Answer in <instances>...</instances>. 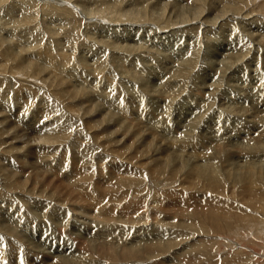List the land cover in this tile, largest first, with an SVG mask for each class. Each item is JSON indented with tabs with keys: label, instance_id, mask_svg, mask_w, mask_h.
<instances>
[{
	"label": "rangeland",
	"instance_id": "obj_1",
	"mask_svg": "<svg viewBox=\"0 0 264 264\" xmlns=\"http://www.w3.org/2000/svg\"><path fill=\"white\" fill-rule=\"evenodd\" d=\"M112 1H114V0H0V30H1L0 31V38H3L2 41H5L2 44L4 46H1L2 48L0 49V56L3 53L2 51L4 50V48L6 46H9V44H10L9 41H11L12 45L16 49H18L20 52H22L21 53V55H22L21 59H23V58L28 59L36 67V66H39L42 64L40 60H36V58L38 57V53H40L39 58L42 61H44V63H45L44 67L47 66V68L49 69L51 65H54L55 67L59 68L58 75L65 77V76H71V74H73L74 72H77V71L80 74H82L83 76H84L85 71H86V74L90 73V71L92 70V64L90 62L91 58H92L91 55L94 54V55H96V57H99L104 68H103V70L98 71V72H100V74H98V75H97V73H95L94 76L88 74L85 77H87L88 80L93 79L94 84L98 83L97 87L105 90L107 96H110L111 99H118L119 100V98H120L121 101H119V102H127V100L129 101L130 98L134 99V103H132L133 109L131 111L134 112V108H135L139 112L135 111L136 116H135V113L132 114V116H131L133 118L132 123L135 125V127H139L138 129L140 131H144L142 134V135H144L143 138L146 136H150L148 134L149 131L151 134L155 133L154 135L155 136L158 135V137H159V135H162L159 132L160 129L156 130V131H158V132H156L155 129L152 128L151 124L146 123V120L148 119L149 114H150V117L158 119L160 117L159 114H161V112L167 110L166 111L167 113L165 112L163 114V117H165L166 120H168L165 122V125L166 126L168 125L169 128H172V124L174 122V117H178L179 114H182V116L184 115L183 117H185V119L181 118L183 120L180 121L182 124L184 123V125H187V124L189 125L191 123L190 121H192V118H194L193 116H195V114L196 115L198 114L197 120L195 118L196 123H195V121L192 122V123H194V127L192 128L194 130L191 131L190 133H188V136H191V137H188L187 134L183 133L184 129L182 132H181V130L179 131L180 134L178 137L179 138L183 137L182 138L183 140L186 138L185 140H189V141L192 140L193 138H195V140H198L199 146H201V141L204 140V141H206V142H204V144L206 143L205 147H207L208 151H212V149H215L217 147L216 145H218L219 143H222V142H223L224 146L227 145L228 142H230V143L233 142L234 144H236V143H244L245 144L244 140L246 137H244V136L247 134H250L251 130L249 128L246 129L245 127H243V125H244L243 120L247 119L246 122L248 121V123L249 122L251 123L252 122L251 118H253V117L251 115H247L248 118H247V116H245V117H241V120H240L239 118H237V116H239V115L236 112L238 110L236 108L241 106V105L243 106V104H244V106L245 105H249V106L252 105V102L249 103L247 101L248 96H250V94H248V89H253L254 92L259 89V92L264 93V90H263V87H264V38L263 37L264 36H262V35H264V11H263L264 8H261L263 6L262 4L264 3V0H243V1L242 0H226L227 1L226 3H228L227 7L234 6L236 8V11H232L230 8H227V11H228L227 14H224L223 18H221L220 20L218 19L217 22L215 23V25L214 24L213 25L212 24L206 25L205 23H203L204 25H202L201 22L205 21L206 19H212L214 17V15L219 14L220 9L223 8V6H224V5L222 6V3L219 0H203V5L201 6V15L199 18L200 21L196 20V21H192L191 23L172 26V27L169 26V22H173V19H171V17L174 18V15H176V13L181 12V11L183 13L184 12L187 13L189 10L192 11V9H193L192 4L194 3L193 0H147V1H145V0H119L118 1V0H116L115 3ZM134 1L136 2V5H134V6H137V2H138L140 5H142L145 8V10L147 12L151 11V9H152L153 13L155 14L153 17H157V20H158V18L160 20L162 19L161 21H163V22L160 23V22H153L152 21V22H148V23L147 22L140 23L138 21H133L130 19H120L118 21H115L114 17H112L111 15H108L106 17V16H101L99 14H95V10H97L98 8L104 7V6L111 7V9H112L111 11H114L115 13H119L122 11L126 12L125 10L131 8L130 6H131L132 2H134ZM150 2H151V4H149ZM161 2L166 3L165 8H167V9L164 8L163 15H161L160 14L161 12L158 11L161 9V8H159L160 6L161 7H162V5L164 6V4H162ZM234 2L236 4H234ZM157 4H159V5L157 6ZM113 5H114V8H113ZM240 6H242V7H240ZM254 8H256L258 10H255ZM154 11H156V13ZM248 12H250V14L252 16L248 15L247 20L246 19L243 20L242 17H244ZM87 13H91L93 15L88 16V15H86ZM253 13H255V14H253ZM158 14L160 16H158ZM235 14L236 15L238 14L239 16L238 15L235 16ZM19 16H20V18H19ZM24 18L26 20L25 22H23V20H22ZM132 22L137 23V25L134 26V24H129V26H128V23H132ZM247 22H249V23H247ZM250 22L252 25H248V24H250ZM163 23H166V24L160 25ZM125 24H127V25H125ZM16 26H17L18 30L16 29ZM1 27H2V29H1ZM219 27H222V28L220 29ZM3 28H5V29H3ZM257 29L258 30L261 29V30L258 31ZM136 30H139V31L134 36L133 34H135ZM12 31L18 33V36L17 37L15 36L14 39L11 38V36H9V33ZM259 32H260V34H259ZM114 41H116L120 47L112 48L109 45L110 43H116ZM121 44L125 45L127 47L131 46V47H133V49H127L126 47L124 49ZM238 48H240V50H242L241 53H239ZM233 49H235V50H233ZM42 50H45L47 52L45 55V60H43V57H42ZM184 51L185 52L191 51L190 56H189L191 64H188V66L186 67V70H187V68H190V69L187 72V74H185V75L183 74L184 76H182V78L181 77H175L174 79H170L168 69L164 71L162 68L169 66L168 68L170 70L177 69L180 65V63L178 64V60L180 59V61H181L182 60L181 57L183 55H186V53ZM100 53L102 54L103 57L98 55ZM229 54L233 58H237V60H239L241 56L244 58L241 57L243 60L240 59L241 61L239 60L237 63L224 64L225 61L223 60L224 62H222V59H224V57H230ZM187 55H189V53H187ZM31 56H32V58H31ZM179 56H181V57H179ZM234 56H236V57H234ZM121 57H122V59H121ZM103 58H105V59L103 60ZM89 59H90V61H89ZM4 61H9V59L6 58ZM19 61L24 62L20 59H19ZM170 63H171V66L173 69L171 68ZM90 64H91V67L88 66ZM174 64H177V65L175 66ZM11 65L12 64L8 63L7 69L0 70V72H1L0 73V84L4 83L3 85H0V86H2L0 88L1 91H5L8 94L10 93L12 96L15 95L20 88H24V89L27 88L24 91L25 92L28 91L29 96L30 95L33 96L34 91H36V90H37V92L39 91L42 96L44 95L43 96L44 99H48L50 105L53 108H56L58 111H60V113L58 111L57 112L59 114H61L60 116L63 119L69 120L68 123H70V124H68V123H65V124H66V126H71L72 128L71 127L70 128L75 130L76 135H80V133L82 135V132H81L82 125H85V123L88 122L89 120L91 123H92V121L95 120V117L92 116L93 115L92 113L89 114L86 112V115L84 116V114H83L84 111L79 112L77 115V113L73 114L67 110H64L65 105L67 103H68L67 104V108H68V107H71L73 105H79V102L69 99L67 94L57 92L53 88H51V89L48 88V90H47V88L43 87V85H41L40 82L38 83V81H36V80H35L36 82L34 81V83H32L33 80H27L22 75H19L17 77V75H15L13 73V71H15V70H13L11 68ZM129 65H132V67L135 68V71L131 70ZM128 67H129V70H128ZM152 69H153V71L151 72V74H149V73L147 74V72H148L147 70L151 71ZM127 70L129 71V73ZM126 72H127V74H126ZM139 73L143 74V75H138ZM161 79L163 81H166V80L170 81L171 80L169 83L171 84L172 82H174L172 84V86L176 85V86H174L175 92L178 90L177 91V98L170 105L163 106L162 103H161L162 105L159 103V102H161L160 100H162L160 96H161V92L163 90V88H161V86H160V83L162 81ZM164 79H166V80H164ZM13 83H15V84H13ZM12 84L14 86H12ZM28 84H30L29 86H32V87L34 86L35 88L34 87L33 88L35 90L30 89V87L27 86ZM17 87H18V90H17ZM87 87H90V85L87 84ZM199 87H201V88L199 89ZM43 88H45V89H43ZM197 88H198V90H197ZM212 88H213V90H212ZM210 89L212 91H210ZM31 90H32V92H31ZM44 90H47L48 92H46V94H44L45 93ZM90 90H91V88H90ZM90 90L87 88V89H84L83 92L87 95V94L91 93ZM155 90H156V92H155ZM24 91L22 90L21 92L23 93ZM157 91L159 92L158 95H157ZM194 91H196V92H194ZM198 91H199V96H197ZM29 92L32 94H30ZM39 92H38V94H39ZM226 92L228 95L225 94ZM213 93H214V95H213ZM210 94L213 98L210 96ZM152 95H154V96H152ZM87 96L88 97L90 96V98L93 97V95H91V94L87 95ZM202 97H203V99H205V101H203ZM90 98L86 97L87 100ZM156 98H158V100ZM193 98L194 99L196 98V99L193 100ZM200 99H202V100H200ZM206 99L209 102H207ZM245 99H247V100H245ZM189 101L191 102V104H189ZM200 101H202V102H200ZM119 102H118V104H119ZM233 102L237 106H235ZM8 103H9L8 105H10L9 107H13V105H11L12 104L11 102L8 101ZM39 104H40V101H38L37 99H33L30 103L31 109L28 110L29 112L26 111L27 113L24 112L25 115L28 116L31 113V111L35 110L38 107ZM98 104L101 105L102 103L98 102ZM192 104L195 106H199L202 104L203 108H200V110L199 109L197 110ZM167 107H168V109H167ZM164 108H166V109H164ZM12 109H14V108H12ZM100 109L102 110L101 107H100ZM84 110L86 111L85 108H84ZM149 110H151V111H149ZM201 110L203 112L202 115L200 114ZM131 111H130V115L132 113ZM249 111H251V110H249ZM69 114H71V116ZM249 114H252V112H250ZM1 115H3V116L2 117L0 116V118H1L0 119V122H1L0 123V163H1L0 164V213H2V211H3L5 214L6 213L9 215L11 214V216L15 215L16 217H18L17 219L21 220L22 223L24 222L23 223L24 226H28V227L32 228L31 230H34V229L36 230L35 218H37L40 220V221H38V223H40L42 230L51 231L50 229H53L52 230L53 232L56 231L57 233H61L60 230H63V228L60 229V228H56L55 226H53L54 228H51V226L48 225V220H49L48 214L50 213V209L52 207L53 208H61L65 212L69 213V212H71L70 210H73V205L67 204V205H65V207H66L65 208L62 205V201H60V200H57L53 204L51 203L52 204L51 205L50 202L48 203L49 200L47 201V199H45L44 196L38 198L37 196H39L38 195L39 193H36V191L34 193L29 192L28 190H27V192L26 191H20V189H17L16 186H13V182H14L13 180L12 181L8 180V178H7L8 176L6 175L7 174L6 169L11 168V167L12 168H18V167H13V166H18L17 164H19V163L21 164L20 158H21V156L23 157V154L21 153V151H19L20 153L11 152L10 154H7V151H9L8 149L11 147L12 144H10V147H8L9 144H7V145H6V143L3 144L5 142V140L7 138L11 139L13 136H16V139L12 140L13 147H15L17 144H18V146H22L23 144L21 142H25L27 145H25V143H24L23 149H26L29 152L31 150V152L33 151V154H35V148H34V146H31L32 144L34 145V142H32V143L27 142L26 137H30V139H32L31 138L32 135H30V133L25 129L26 127H23L24 125L22 124V123H25L28 119L23 118V120H21L23 122H19L17 119L12 117L11 114L2 113V110H1ZM244 115H246V114L244 113ZM260 115L262 118L259 117V119L263 120V121H261L260 124H258L259 120L255 119L256 121L254 120V122L250 126V127H252V129L259 128V126L261 124H262L261 126H264V119H263L264 114L263 115L260 114ZM68 117H69V119H68ZM12 119H14V120L12 121ZM109 119H111V118H109ZM4 120H5V122H4ZM7 120H9V121H7ZM185 121H186V123H185ZM235 121L236 122L241 121V124H238V126L243 127V128H239V129H237V131L235 130L234 132L233 131L230 132L229 128L233 127V124H236ZM14 122H17V123H14ZM96 122H97V120H96ZM248 123H247V125H248ZM5 124H9L10 127L8 125L7 126L8 129L7 128L5 129V127H4ZM11 125H14V126L12 127ZM93 125H92V127H93ZM249 125H248V127H249ZM204 128H205V130H204ZM201 129L204 132H202ZM260 129H261V131H260ZM24 130L27 132H25ZM200 131H201V133H200ZM90 132L91 133H89V131H88V134H93L96 131H92V129H90ZM197 132H199V133L197 134ZM205 132H206V134L208 133V135H206ZM261 132H262V128H259V131L255 132V134L253 135V136H255L256 140L252 138V140H250L248 142V144L246 143V145H249V147H250L249 150H252L253 152L254 151L257 152V150H256L257 144L255 142L262 141L264 143V135L263 134L261 135V138H259V136L256 138V133L261 134ZM156 133H157V135H156ZM158 133H160V134H158ZM232 133H234V135ZM262 133H264V132H262ZM199 134H202L204 136V137H202L203 140L200 138ZM6 135H7V137H6ZM84 136L86 138L88 137V135H84ZM237 136L240 138L238 139ZM116 138H118V137H116ZM208 138H209V140H208ZM200 139H201V141H200ZM260 139H262V140H260ZM70 140L67 142H70ZM72 140H73V138H72ZM138 140H140V138L136 139V141H138ZM246 140H248V139H246ZM124 141H126V140H124ZM216 141H217V143H216ZM239 141H241V142H239ZM104 142L107 143L106 146H110L112 144V141L108 142V141L104 140ZM158 142L160 144V141H158ZM209 142H210V144H209ZM98 144L99 143H96L97 146H99ZM199 146H197V147H199ZM263 146H264V144H262L261 147H263ZM6 147H8V148H6ZM57 147H59V146H57ZM57 147H55L54 149H55L56 156L59 157L60 154L63 152V149L60 150V149H57ZM68 148H69L68 150L71 149L70 146ZM119 148L120 147H117V149H119ZM228 151L229 150H227V152ZM253 152H252V156H251V152H250V154H245L246 152L243 153V150H242L241 154H240V152L238 153V151L231 149L228 152L230 154L229 157L231 158V159H229L230 160L229 163L232 164L234 162L233 165H235V163H237L238 165L242 164L244 162L250 163L248 160L251 161L252 158L258 159V157L260 159L264 160V151H260L259 153H256V154H253ZM106 155H110V154L106 153ZM248 155H249V157H248ZM19 156H20V158H19ZM108 157L110 158L111 156H108ZM245 157H247L248 160L244 159ZM149 158H150V156L147 158V162H149L148 164H150V163L152 164L151 161L156 159V156L153 157V159L152 158L149 159ZM249 158H251V159H249ZM18 160H19V163H18ZM40 160L38 159V165H40L41 168H44V166L42 167V163H40ZM115 160L116 161H114V162L109 161V163L101 165L97 162V159L94 158V161L96 164L95 168L99 169V167L102 168V166L107 167V170L108 169L110 170V169L121 168L122 165L118 162L119 160H117V159H115ZM25 161H26V163H28L30 160L26 159ZM140 163H142V162H140ZM140 163L136 162V165L139 166ZM263 163L264 162H261V164L264 166ZM225 165H227V163H225ZM151 167L152 166H150V169H151ZM232 167L233 166H231V168ZM3 168L4 169L6 168V169L4 170ZM229 168H230V166L227 167V169H229ZM152 169H154V168H152ZM43 170L46 171L45 168ZM141 171L144 172L143 173L144 178H140V176H138V178H136V179L134 178L130 181L131 186L128 187V190L130 189L131 191L128 194V197H127L128 200L126 199L125 203H127V201H128V203H130V205H135L134 207L138 206L140 208L139 211H143V209L145 207L147 210V208L149 207L150 213L152 212L151 209L153 208V211L154 212L156 211L159 214V216L161 217L160 222H162V223H159V225H162L164 227L166 226V228L163 229V231H165L167 233L166 235H168V232L169 233L171 232L169 235L172 236L175 234L174 236H177V239L172 241V244H170V247L166 248V250L163 252L161 251L159 253H153V249L149 250V252H147V253L150 256L157 254V256L152 257V259H148V256H145L146 254L144 251H147V249H145V250L140 249V251H139V250H135L136 248L135 249L133 248V251H132V249H127V251H122L123 246H121V244L124 243L125 240L120 241L119 242L120 245H118V243H116L117 244L116 248H118L116 250V253H115V254H118V255H116L117 256L116 260L112 263H109V264H167L166 262L169 261V258H171L173 256V254L176 252H178V257L176 258L177 262H173L172 264H264V251H263L264 250V233H263L264 232V217H263L264 214L262 213V212H264V209H263L264 208V197H262L261 201L258 202V205H260V203L263 204L262 206L260 205L262 208L259 206L258 211L255 207L256 205L255 206L253 205V207L251 206V209H250L245 204L247 201H250L251 200L250 198H252V197H254V201L256 203V199H258V197L259 198L261 197V194H259L257 191H259L260 189H261L260 192L264 191V186L258 185L259 190H257L258 188L255 189L256 186H253L254 188L253 187L251 188V186L246 187V186H243V184L241 186H239L237 184L238 188L236 187V189H232V186L230 188V185H227V183L221 181L222 182L221 186H223L222 191L226 190V192L223 193L221 190H219L221 193H217V192H215L209 188H207V190L205 191L206 188L203 187V189H202V187L200 186L202 184H200V183H198L199 184L198 187L196 185L195 186L190 185L188 182L189 181L188 179L185 180L183 178L177 177L176 178L177 180H176L175 177L172 178L169 175L168 176H161V178H160L159 174L156 173L157 171L154 174L150 173V170H149V172H145L144 168H141ZM26 174H28V171L26 172ZM146 175H147L148 179L146 178ZM165 178H167V179H165ZM178 179H180L181 181ZM171 180L173 182H171ZM185 181H186V183H185ZM93 182H94V179H93ZM135 185H137V186H135ZM181 185H182V187H181ZM232 185H234V183H232ZM172 186L175 188H173ZM177 187H179V188L177 189ZM199 187L201 188V190ZM244 187L250 188V189H247L244 191V189H245ZM140 188H142V189H140ZM228 188H229V190H234L233 191L234 193L230 192V191L228 193L227 192ZM241 188H244V189L242 190ZM190 189H192L193 192L194 191H196V192H194L192 194V190H190ZM132 190H133V192H135V195L133 194ZM135 190L137 191V194H139V195L136 196ZM140 190H141V193L139 192ZM179 190H181V191H179ZM173 192L176 195L181 194V193H182L181 195H183L184 192H185L184 195H186V194L189 195V196H187V199L189 200L187 202V204L191 205V206L195 205V203H194L195 200L198 201L197 200L198 196H200L201 194H204V196H206V198H205L206 203H207V197L212 199V201L210 199V201L212 202V206L214 205L215 202H217V203L220 202L219 203L220 205H217V208L219 207L220 212L221 211L226 212L227 215L233 213L232 208H231L233 206V209L235 208L237 212L238 211L241 212L240 213L241 216L246 218V219H243V221H245V222L244 223H241V222L238 223V222L234 221V223L231 226H229L228 228H226V227L224 228L225 231L222 232L223 234L222 233L217 234V233H212V232L210 233L209 232L210 235H205V237H203V238L200 237L201 235L199 236V234L193 235V232H191L189 230H188V233H191V234H190V236H188L186 238L183 237L184 234L183 235L182 234L177 235L178 233H185L187 229L184 228L185 230H183V226H181V227L178 226V227L174 228L171 225H169L170 223L173 222V219L172 220L170 219L171 217H173V215L176 218L178 217V211H179L178 205H180L179 203H177L180 195L178 197H175V194ZM211 192L212 193L215 192L217 195L215 193L212 194ZM261 193L264 194V192H261ZM155 194H156V196H155ZM133 195H134V197H133ZM214 195H216V196H214ZM219 195H221V197L223 199L221 197H219ZM131 196H132V198H131ZM195 196H196V198H195ZM262 196H264V195H262ZM114 197L116 199L117 198L118 199L113 201L112 203H107L105 201H103V204L100 203L101 206L99 205L100 207L98 209H99V211H100V209L102 211H100L98 214L99 216L97 218L98 219L97 222H101V220L103 219V216H102V219L100 218L101 215H106V216L110 217L109 219H108V217L104 218L105 221L107 220L106 222L108 224V221H110L112 219L111 217L117 216V215H114L116 213L117 209L118 208L122 209V206L120 207V205L123 204L122 199L119 197V195L118 196L115 195ZM215 197L217 199H219V198L220 199L217 200V199H215ZM152 198H153V200H152ZM177 198H178V200H177ZM174 199L176 200V202ZM180 199H181V197H180ZM120 200H121V202H120ZM215 200H217V201H215ZM220 200H223L222 203ZM230 201L232 202V206H231ZM235 201L237 204L234 203ZM134 202H135V204H134ZM168 202H169V204H168ZM224 202H225V204H224ZM45 203H47L46 207H44ZM56 203L58 206H54ZM173 203H174V205H172ZM176 203L178 204L177 206H176ZM247 203H249V202H247ZM106 204H110L111 206H112V204H115L117 209L115 208L114 213H112L113 210H111V206L108 205L107 206L108 209H110V211H112V212L111 213L107 212V211H105L106 206H104ZM221 204H223V206ZM228 205L231 208V210L229 207H227ZM156 206L160 211L157 208H155ZM207 206H208V204H207ZM224 206L226 207L225 208L226 210L224 209ZM174 207H176L177 210ZM1 208L6 209L7 211L4 209H1ZM43 208H45V209H43ZM190 208L193 209V207H190ZM243 208H245V209H243ZM170 209L172 211H170ZM173 209H175L176 211H174ZM167 210L169 213L167 212ZM218 210L216 211V213L220 214V212H218ZM255 210L257 211V214L255 213L256 212ZM104 211L106 214L103 213ZM118 211H120V209H118ZM161 211L162 212L164 211V212L162 213ZM236 211H235V213H236ZM227 212H229V213H227ZM245 212H246V215L247 214H249L250 216L252 215L253 218L248 219V217L245 215ZM247 212H249V213H247ZM252 212L254 214H252ZM166 214H167V216H166ZM71 215L72 214H70L69 216H71ZM43 216H45V217H43ZM254 216H256L255 219H254ZM71 217L68 218V222H69L68 224H70V222L73 221V217L72 218ZM163 220H165V222H168L169 224L164 223ZM247 220H251V222H249ZM252 221L253 222L254 221L259 222V224H261V225L259 226L258 223L254 224L255 222L253 223ZM260 221H262L263 223ZM192 222L194 223V221H192ZM174 223H175V221H174ZM114 226H117V225L115 224ZM118 226L117 227L120 230H123L124 232L127 231L126 234L130 233L129 236L131 238L126 239L128 241H130L132 238H135L136 236L140 237L142 235V233L144 234V231H137L138 230L137 228L140 225L138 227L136 225H130L131 228L128 227L127 229L123 228L124 225L123 226L118 225ZM170 226L172 228H170ZM9 227L17 229V227L12 226V225H9ZM101 227H104V225H101ZM243 227H244V229H243ZM179 228H181L182 230ZM128 229H130V230H128ZM139 229H141V228H139ZM170 229H172V231ZM248 229H250V230H248ZM64 231H66V230H64ZM67 231H68V229H67ZM161 231H162V229H161ZM198 236L200 238H198ZM201 238H202V240H201ZM212 239H213V241H220V242L222 241L223 242V243L221 242L223 246H221V249H218L217 252L215 251V249H213V250L211 249V245L207 246V249H208L207 250V249H205V246H204L205 244L203 245V244H200L198 242V241L212 240ZM255 240L257 241V243ZM139 242H141V241H139ZM162 242H164V240ZM141 243H143V242H141ZM75 245L76 244L74 243V246ZM132 245L134 247L135 246L136 247L143 246L142 244L138 245L137 243H133ZM141 248H143V247H141ZM239 250H241V251H239ZM128 251H131V252H128ZM120 252L121 253L124 252L125 255H127V256L132 254L131 255L132 257L129 256L130 258L127 261L126 260L121 261L120 259H118V258H121ZM254 253H257V254H254ZM198 255L200 257H198ZM248 255L250 256L251 260L249 259ZM244 256H245V258H244ZM246 260L248 263L246 262ZM99 261L103 262V259H99L98 262Z\"/></svg>",
	"mask_w": 264,
	"mask_h": 264
},
{
	"label": "bare ground",
	"instance_id": "obj_2",
	"mask_svg": "<svg viewBox=\"0 0 264 264\" xmlns=\"http://www.w3.org/2000/svg\"><path fill=\"white\" fill-rule=\"evenodd\" d=\"M145 1H147V0H145ZM219 1L222 3V6L224 5L223 8L220 9L219 14L215 13L216 15H214V17L212 19H206L205 21L201 22L202 25H204L203 23H205L206 25H208V24H212V25L214 24L215 25V23L217 22L218 19L220 20L221 18H223L224 14H227V12H228L227 8H230L232 11H236V8L234 6L227 7L228 3H226L227 2L226 0H219ZM112 2L115 3L116 0H114ZM193 2H194L192 4L193 9L190 7L192 9V11L189 10L187 13H185V12L183 13L182 11L176 13V15H174V18L171 17V19H173V22H169V26L172 27V26H177V25H183V24L191 23L192 21L199 20L200 15H201V6L203 5V0H193ZM149 4H151V2ZM162 4H164V6ZM162 4H161L162 7L161 6L159 7L161 9L158 10L159 12H161L160 13L161 15H163L164 8L166 6V3H162ZM234 4H236V3L234 2ZM134 5H136L135 1L132 2L131 6H130L131 8L126 9V10L124 9L126 12L122 11L119 13H115L114 11H111L112 10L111 7L104 6V7H101V8H98L97 10H95V14H99L101 16H106V17L108 15H111L112 17H114L115 21H118L120 19H130L133 21H138L140 23H145V22L148 23V22H152V21L153 22H160V23L163 22V21H161L162 19L160 20L158 18V20H157V17H153L155 14L153 13L152 9H151V11L147 12L145 10V8L142 5H140L138 2H137V6H134ZM158 5L159 4H157V6ZM262 5L263 6L261 8H264V3ZM240 7H242V6H240ZM113 8H114V5H113ZM165 9H167V8H165ZM254 9L258 10L256 8H254ZM154 12L156 13V11H154ZM253 14H255V13H253ZM86 15L89 16V15H93V14L87 13ZM237 15L235 14V16H237ZM248 15H251L250 12H248L244 17H242V19L247 20ZM158 16H160V15L158 14ZM19 18H20V16H19ZM22 20H23V22L26 21L25 18ZM247 23H249V22H247ZM129 24H134V26L137 25V23H133V22L128 23V26H129ZM165 24L166 23H163L160 25H165ZM125 25H127V24H125ZM248 25H252L251 22ZM219 28L221 29L222 27H219ZM1 29H2V27H1ZM3 29H5V28H3ZM16 29H17V26H16ZM260 30H258V31H260ZM138 31L139 30H136L135 34H133V35L135 36L138 33ZM259 34H260V32H259ZM9 36H11V38L14 39L15 36L16 37L18 36V33L12 31L9 33ZM262 36H264V35H262ZM2 39L3 38H0V49L2 48L1 46H4V45H2L3 42H5V41H2ZM9 42H10L9 46H6L4 48V50L2 51L3 53L0 56L1 57L0 58V70L7 69L8 63L12 64L11 68L13 70H15V71H13V73L15 75H17V77L19 75H22L27 80H33L32 83H34V81L36 80V81H38V83L40 82V84L43 85V87L47 88V90H48V88L49 89L53 88L57 92L67 94L69 99L79 102V105H73V106L68 107V108H67V104H68L67 103L65 105V109L63 108L64 110H67L73 114L77 113V115L79 112L84 111V113H83L84 116L86 115V112L89 114L92 113L93 114L92 116L95 117V120L92 121V123L89 120L88 122L85 123V125L81 124L82 125V128H81L82 135H81V133H80V135H76L75 130L71 129L72 128L71 126H66V124H65V123H68L69 120L63 119L60 116L61 114H59L60 111H58L56 108H53L50 105L48 99H44V97H43L44 95L42 96L39 91H38L39 92V94H38L37 90L34 91L35 90L34 86H33L34 87L33 88L32 86H29L30 84L27 85L30 87V89H34L33 90L34 91L33 96L32 95L29 96L28 91L27 92L24 91L27 88L26 89L20 88L18 90V87H17L18 92L13 96L10 93L8 94L5 91L0 90L1 91L0 92V116L2 117L4 115V114L1 115V110H2V113L11 114L12 117L17 119L19 122H23V121H21V120H23V118L28 119L25 123H22V124L24 125L23 127H26L25 129L30 133V135H32V137H31L32 139H30V137H26L27 142H31V143L34 142V145L32 144L31 146H34V148H35V154H33V151L31 152V150H30V152H29L28 150L23 149V145L25 142H21L23 144L22 146H18V144H17L15 147H13L12 140H15L16 136H13L11 139H9V138H7L6 140L4 139L5 142L3 144H5V143H6V145L9 144L8 147H10V144H12L11 147L8 149L9 151H7V154H10L11 152L20 153L19 151H21V153L23 154V157L21 156V158H20V156H19L21 164L19 163V160H18V163L20 165L17 164L18 166H13V167H18V168H12V167L8 168V169L5 168L7 170V172H6L7 174L6 173L5 174L8 176L7 177L8 180L9 181L13 180L14 181L13 186H16L17 189H20V191H26L27 192V190H28L29 192H32V193H34L36 191V193H39L38 194L39 196H37L38 198L44 196L45 199H47V201L49 200L48 203L50 202V204L51 203L53 204L57 200H60V201H62V205L64 207L67 204L73 205V210H70L71 212H69V213L65 212L61 208H53L52 207L53 209L52 208L50 209V213L48 214V217H49L48 225L51 226V228H54L53 226H55L56 228H60V229L63 228V230L59 229L61 233H57L56 231H55L56 232L55 233L52 231L53 229H50L52 232L48 231V230L47 231L42 230L40 223H38V221H40V220L37 218H35L36 230L35 229L31 230L32 228H30L28 226H24V224H23L24 222L22 223L21 220L17 219L18 217H16L15 215L11 216V214L10 215L7 213L5 214L2 211V213H0L1 214L0 215V264H109V263L114 262L116 260V257H117L116 255H118V254H115L116 250L118 249V248H116V246H117L116 243H118V245H120L119 242L123 241V240H125V242L121 244V246H123L122 251H127V249H132V251H133V248L134 249L136 248L135 250H139V251H140V249H143V250L147 249V251H144V252L146 254L145 256H148V259H152V257L157 256V254L150 256L147 253L151 249H153V253H159L161 251L162 252L165 251L166 248L170 247V244H172V241L177 239V236H174L175 234L170 236L169 234L171 232L170 233L168 232V235H166L167 233L165 231H163V229L166 228V226L164 227L162 225H159V223H162V222H160L161 217L159 216V214L156 211L154 212L153 208L151 209L152 212L150 213L149 207L147 208V210L145 207L143 209V211H139L140 208L138 206L134 207L135 205H130V203H128V201H127V203H125L126 202L125 200L126 199L128 200L127 197H128L129 192L131 191L130 189L128 190V187L131 186L130 181L134 178L135 179L138 178V176H140V178H144V174H143L144 172L141 171V168H144L145 172H149V170H150V173H152V174H154L157 171L156 173L159 174L160 178H161V176H168L169 175L172 178L175 177V179L177 177L183 178L185 180L188 179L189 180L188 182L190 185H194V186L196 185L198 187L199 186L198 183H200V184H202V185H200L202 187V189H203V187L206 188L205 191L207 190V188H209V189H212L213 191H215L217 193H221L219 190L222 191V189H223L222 188L223 186H221L222 182H225V183H227V185H230V188L232 186V189H236V187L238 188V185L241 186L242 184H243V186H246V187L251 186V188L253 186H256L255 189L258 188L257 190H259L258 185L264 186V166L261 164V162H264L263 159H260L258 157V159L252 158V160L250 161L247 159V157H245L244 159H247L250 163L244 162V163L239 164V165L237 163H235V165H233V163H234L233 161H232L233 162L232 164L229 163V161H230L229 159H231V158L229 157L230 154L228 153L231 149H233L235 151H238V153L240 152V154H241V151L243 150V153L246 152L245 154H250V152H251V156H252L253 151L249 150L250 147H249V145H246V143L248 144V142L250 140H252V138L255 139V136H253V135L255 134V132L259 131V128H262V132H264V126H261L262 124L259 126V128L252 129V127H250L255 119L259 120V122L257 121L258 124H260V122L263 121V120H260L259 117H261L260 114H262V115L264 114V93L259 92V89L255 92L253 89H248V94H250V96H248V100L247 99H245V100H247L249 103L252 102V105H250V106L245 105L244 106V104H243V106L241 105V106L236 108V109H238L236 112L239 115V116H237V118H239L240 120H241V117H245L247 115H251L253 117V118L250 117L251 121H252L251 123L250 122L248 123V121L246 122L247 119L243 120V122H244L243 127H245L246 129L249 128L251 130L250 134H247L244 136V137H246L244 140L245 144L244 143L234 144L233 142L230 143L227 141L228 142L227 145L224 146V144L222 142V143H219L218 145H216L217 147L215 149H212V151H208L207 147H205L206 143L204 144V142H206V141H204L202 139V137H204L202 134H199L200 138L203 140V141H201V139H200L201 146H199L198 140H195V138H193L192 140L189 141V140H185L186 138L183 140L182 139L183 137H181V138L178 137L180 134L179 133L180 130L182 132L184 129L183 133L187 134V136H188V133H190L191 131L194 130V129H192L194 127V123H192V122L195 121V118L197 120L198 114L197 115L195 114V116L192 115L194 118H192V121H190L191 123L189 125L188 124L184 125V123L182 124L180 121L185 119V117H183L184 115L182 116V114L178 113L179 116L174 117V122L172 124V128H169L168 125L167 126L165 125V122L168 120H166V118L163 117V114L167 110L161 112V114H159L160 117L158 119L150 117V114H149V117L146 120V123L151 124L152 128L155 129V131L160 129L159 132L162 135H159V137H158L157 133H156L157 136H155L154 135L155 133L151 134L149 131L148 134L150 136H146L143 138L144 135H142V134L144 131H140L138 129L139 127H135V125L132 123L133 118L131 116L133 113H135V116H136L135 111H137L135 108H134V112L131 111L133 109L132 103H134V99L130 98L129 101L127 100V102H119V101H121L120 98H119V100L118 99H111L110 96H107L105 90L97 87L98 83L94 84L93 79L88 80L87 77H85L88 74L94 76V74L97 73V75H98V74H100V72H98V71L103 70V68H104L103 64L100 61L99 57H96V55L92 54L91 55L92 56L91 61L89 59V61L92 64V70L90 71V73L86 74V71L84 70L85 71L84 76L77 71L78 73L74 72L73 74H71V76L62 77V76L58 75V73H59L58 67H55L54 65H51L49 69L47 68V66L44 67V64H45L44 61H42L39 58L40 53H38V57L36 58V60H40L42 64L39 65L40 67L39 66L35 67V65L32 64V62L29 61L28 59H26V58L21 59V57H22L21 53L22 52H20L18 49H16L12 45L11 41H9ZM114 42H116V41H114ZM109 45L112 48L120 47L117 42L116 43H110ZM122 47L124 49H125V47L127 49H133V47H131V46L127 47L125 45H122ZM233 50H235V49H233ZM238 50H239V53L242 52V50H240V48H238ZM190 52L186 51L185 52L186 55L182 54L183 55L182 57L179 56L182 58V60L181 61H180V59L178 60V64L180 63V65L177 69H173L171 66V63H170V66L173 70H170L168 68L169 66L162 68L164 71L168 69L170 79H174L175 77H181L182 78V76L187 74V72L189 71L190 68H187V70H186V67L188 66V64H191L190 59H189L190 58L189 57ZM46 53L47 52L45 50H42L43 60H45ZM187 53H189V55H187ZM98 55L102 56L101 53ZM122 57H121V59H122ZM234 57H236V56H234ZM241 57H240V59L244 58V57H242V58ZM6 58H8L9 61H4ZM31 58H32V56H31ZM19 59L24 61V62H20ZM104 59L105 58H103V60ZM223 60L225 61L224 64L237 63L239 61V60H237V58H233L231 55H230V57H224V59H222V62H224ZM91 64L88 66L91 67ZM174 65L176 66L177 64H174ZM129 67L131 68V70L135 71V68L132 67V65H129ZM129 67H128V70H129ZM147 71H146L147 74L148 73L151 74L153 69L151 71H149V70H147ZM128 73H129V71H128ZM126 74H127V72H126ZM138 75H143V74L139 73ZM164 80H166V79H164ZM162 81L160 83L161 88H163V90L161 92V96H160L162 100H160L161 102H159V103L160 104L162 103L163 106L170 105L177 98V91L178 90L175 92L174 86H176V85L172 86V84L174 82H172L170 84L169 82L171 80L170 81L166 80L163 82ZM3 84H0V85H3ZM13 84H15V83H13ZM13 84H12V86H14ZM87 84L90 85V87H87ZM1 87L2 86H0V88ZM45 88H43V89H45ZM87 88L89 90L91 88L90 94L93 95L92 98H90V96L89 97L87 96L90 94L86 95L83 92L84 89H87ZM200 88L201 87H199V89ZM20 90L21 91L23 90L24 92L22 93ZM47 90H44L45 91L44 94H46V92H48ZM197 90H198V88H197ZM212 90H213V88H212ZM212 90L210 89V91H212ZM263 90H264V87H263ZM31 92H32V90H31ZM155 92H156V90H155ZM194 92H196V91H194ZM30 94H32V93H30ZM158 94H159V92L157 91V95ZM211 94H210V96H211ZM225 94H227V92ZM213 95H214V93H213ZM152 96H154V95H152ZM197 96H199V91H198ZM86 97L90 98V99L87 100ZM158 98H156V99L158 100ZM33 99H37L38 101H40V104L38 105V107L35 110L31 111V113L28 116H26L24 112L31 109L30 103ZM195 99L193 98V100H195ZM202 99H203V97H202ZM202 99H200V100H202ZM8 101L12 103L11 105H13V107H9L10 105H8L9 104ZM203 101H205V99H203ZM98 102H101L102 104L100 105V104H98ZM118 102H119V104H118ZM200 102H202V101H200ZM207 102H209V101L207 100ZM189 104H191L190 101H189ZM234 105H235V103H234ZM193 106L197 110L198 109L200 110V108H203L202 104L199 106H195V105H193ZM235 106H237V105H235ZM100 107L102 108V110L100 109ZM12 108H14V109H12ZM84 108L86 109V111L84 110ZM164 109H166V108H164ZM167 109H168V107H167ZM249 110H251V111H249ZM130 111L132 112L131 115H130ZM149 111H151V110H149ZM137 112H139V111H137ZM250 112H252V114H249ZM202 113L203 112L201 110L200 114L202 115ZM244 113L246 115H244ZM69 115L71 116V114H69ZM109 118H111V119H109ZM181 118H183V119H181ZM247 118H248V116H247ZM68 119H69V117H68ZM13 120L14 119H12V121ZM96 120H97V122H96ZM7 121H9V120H7ZM4 122H5V120H4ZM14 123H17V122H14ZM185 123H186V121H185ZM195 123H196V121H195ZM247 123H248V125L250 124L249 127H248ZM68 124H70V123H68ZM238 124H241V121H237L236 124H233V127L229 128L230 132H232V131L234 132L235 130L237 131V129H239V128H243V127L238 126ZM8 125L9 124L4 125L5 129L7 128ZM92 125H93V127H92ZM11 126L13 127L14 125H11ZM9 127H10V125H9ZM90 129H92V131H96L97 133L95 132L93 134H88V131H89V133H91ZM204 130H205V128H204ZM27 131H25V132H27ZM201 131H202V129H201ZM201 131H200V133H201ZM260 131H261V129H260ZM156 132H158V131H156ZM202 132H204V131H202ZM262 132H261V134L259 133L260 135L258 133H256V138L258 136H259V138H261V135L262 134L264 135V133H262ZM160 133H158V134H160ZM198 133L199 132H197V134ZM205 134H206V132H205ZM232 134L234 135V133H232ZM7 135H6V137H7ZM84 135H88V137L86 138ZM206 135H208V133ZM116 137H118V138H116ZM188 137H191V136H188ZM72 138H73V140H72ZM137 138H140V140L136 141ZM239 138L240 137H238V139ZM246 139H248V140H246ZM262 139H260V140H262ZM69 140H70V142H67ZM104 140H106L108 142L112 141V144L110 146H106L107 143L104 142ZM124 140H126L127 142ZM208 140H209V138H208ZM158 141H160V144ZM239 142H241V141H239ZM96 143H99L98 144L99 146H97ZM216 143H217V141H216ZM255 143L257 144V149H256L257 152L254 151L253 154L259 153L260 151H264V148H263L264 146L261 147L262 144H264L262 141L255 142ZM209 144H210V142H209ZM25 145H27V144L25 143ZM57 146H59V147H57ZM69 146L71 147L70 150H68ZM197 146H199V147H197ZM8 147H6V148H8ZM55 147H57V149H60V150L63 149V152L60 154V156L58 155L59 157L56 156L55 149H54ZM117 147H120V148L117 149ZM227 150H229V151L227 152ZM106 153H109L110 155H106ZM108 156H111V157L109 158ZM149 156H150L149 159H151V158L153 159V157L156 156V159L151 161L152 164L151 163L148 164L149 162H147V158ZM248 157H249V155H248ZM94 158H96L97 162L101 165L107 164V163H109V161L114 162V161H116L115 159H117V160H119L118 162L122 165V167L107 170V167L102 166V168L99 167V169H100L99 170V169L95 168L96 164H95ZM26 159H28L30 161L29 162L27 161L28 163H26V161H25ZM38 159L39 160L41 159L40 163H42V167L44 166V168L46 169L47 172L45 170H43L44 168H41V166L38 165ZM249 159H251V158H249ZM139 161L142 163H140ZM136 162L140 163L139 166L136 165ZM225 163H227V165H225ZM150 166H152L151 169H150ZM228 166H230L229 169H227ZM231 166H233V167L231 168ZM152 168H154V169H152ZM27 171H28V174H26ZM147 175H146V178H147ZM93 179H94V182H93ZM165 179H167V178H165ZM178 180H180V179H178ZM171 182H173V181L171 180ZM185 183H186V181H185ZM232 183H234V185H232ZM135 186H137V185H135ZM181 187H182V185H181ZM246 187H244L245 189L244 188H241V189L242 190L244 189V191L247 189H250V188H246ZM173 188H175V187H173ZM178 188L179 187H177V189ZM140 189H142V188H140ZM133 190H132V192H133ZM190 190H192V189H190ZM200 190H201V188H200ZM260 190L257 192L259 194H261V197L260 198L258 197V199L255 198L256 203L254 201V197L250 198L251 199L250 201H247L249 203H247V202L245 203L248 208L251 209V206L253 207V205L254 206L256 205L255 207L258 211L259 206L263 205L262 203H260V205H258V202H260L262 197H264V196H262L264 194L261 193L264 191L260 192ZM179 191H181V190H179ZM229 191L233 192L234 190H229V188H228L227 192L229 193ZM139 192L141 193V190ZM194 192H196V191H194ZM194 192L192 190V194ZM222 192L224 193V192H226V190H223ZM214 193H212V194H214ZM133 194L135 195V192H133ZM181 194H178V195L175 194V197H178L179 195L181 197V199L179 197V200L177 198V200H178L177 203H179L180 205H178L176 203V206L178 205V208H179L178 217L176 218L173 215V217L170 218L171 220L173 219V222L170 224L168 222H165V220H163L164 223H166V224L168 223L169 225H171L174 228H176L178 226H180V227L183 226V230H185L184 228L187 229L185 233H178L177 235H180V234L183 235L184 234L183 237L186 238V237L190 236V234H191V233H188V230H189V231L193 232V235L199 234V236L201 235L200 237L203 238V237H205V235H210L209 232L210 233L211 232L217 233V234L222 233L223 231H225L224 228L225 227L228 228L229 226H231L234 223V221L238 222V223L239 222H241V223L245 222V221H243V219H246V218L241 216V214H240L241 212H239V211L237 212L235 208L233 209L231 201L230 202H231V206H232L231 208H232L233 213L227 215L226 212H222V211L220 212L219 207L217 208V205H220L219 204L220 202L217 203L215 201L219 200L220 198L217 199L215 197V199H217V200L214 201L215 203L213 202L214 205L212 206V202H211L212 199L207 197V203H206L205 202L206 196H204V194H201L200 196H198V199H197L198 201H196V200L194 201L195 205L191 206V205L187 204V202L189 201L187 199V196H189V195H187V194L184 195L185 192L183 194L184 196ZM115 195L116 196L119 195V197L122 199L123 204L120 205V207L122 206V209L118 208V209H120V211H118L115 204H112V206L110 204L104 205V206H106L105 211L110 212V213L112 211H110V209H108V207H107L108 205L111 206V210H113L112 213H114V209L116 208L117 211L114 215H117V216L113 215L114 217H111L112 219L110 221H108V224H107V222H106L107 220L105 221L104 218H106L108 216L101 215L100 218L102 219V216H103V219L101 220V222H97V220H98L97 218L99 216L98 214L100 211H102L101 209H100V211L98 209L101 206L100 203L103 204V201H105L107 203H112L113 201L118 199V198L116 199L114 197ZM134 195H133V197H134ZM137 195H139V194H137V191H136V196ZM216 195H214V196H216ZM221 195H219V197H221ZM155 196H156V194H155ZM131 198H132V196H131ZM195 198H196V196H195ZM210 199H211V201H210ZM152 200H153V198H152ZM220 201L222 203L223 200H220ZM120 202H121V200H120ZM175 202H176V200H175ZM234 203H236V201ZM46 204L47 203H45L44 207H46ZM134 204H135V202H134ZM168 204H169V202H168ZM207 204H208V206H207ZM224 204H225V202H224ZM172 205H174V203ZM221 205L223 206V204H221ZM54 206H58L57 203ZM190 207H193V209ZM227 207H229V205ZM155 208H157V206ZM174 208H176V207H174ZM225 208L226 207L224 206V209ZM231 208H230V210H231ZM1 209H4V208H1ZM43 209H45V208H43ZM243 209H245V208H243ZM4 210H6V209H4ZM173 210L176 211L177 208H176V210L175 209H173ZM217 210H218V212H220V214L216 213ZM105 211L103 213H105ZM170 211H172V210L170 209ZM235 211L237 214L235 213ZM257 211L255 212L256 214H257ZM167 212H168V210H167ZM227 213H229V212H227ZM247 213H249V212H247ZM262 213L264 214V212H262ZM70 214H72L71 216L73 217V221H71L70 224H68L69 223L68 218L71 217V216H69ZM252 214H254V213L252 212ZM245 215H246V212H245ZM166 216H167V214H166ZM246 216L248 217V219L253 218V216L252 215L250 216L249 214H247ZM256 216H254V219L256 218ZM43 217H45V216H43ZM263 217H264V215H263ZM109 218L110 217H108V219ZM174 221H175V223H174ZM192 221H194V223ZM247 221L251 222V220H247ZM260 222H262V221H260ZM256 223H258L259 226L261 225V224H259V222H255L254 224H256ZM115 224L117 226L118 225H120V226L124 225V227H123L124 229H127L128 227H130V225H136L137 227L140 225L137 228L138 229L137 231H144V234L142 233V235L140 237L136 236L135 238H132L130 241H128L126 239L131 238L129 236L130 233L126 234L127 231L124 232L123 230H120L118 228L119 226L118 227L114 226ZM9 225L15 226V227H17V229L11 228V227H9ZM101 225H104V227H101ZM171 226H170V228H172ZM66 228L68 229V231ZM139 228H141V229H139ZM161 229L163 232L161 231ZM179 229H181V228H179ZM243 229H244V227H243ZM64 230H66L67 232ZM128 230H130V229H128ZM170 230L172 231V229H170ZM248 230H250V229H248ZM199 236H198V238H200ZM202 238H201V240H202ZM163 240H164V242H162ZM139 241H141L143 243H141ZM198 242L200 244H203V245L205 244L204 245L205 249H207V246L211 245V249L212 250L215 249L216 252L218 251V249H221V246H223L222 241H221L222 242L221 243L220 241H213V239L212 240H203V241H198ZM74 243L76 244L75 246H74ZM133 243H137L138 245L142 244L143 246H141V247H143V248L136 247V246L134 247L132 245ZM256 243H257V241H256ZM239 251H241V250H239ZM128 252H131V251H128ZM254 254H257V253H254ZM120 255H121V258H118V259H120L121 261H123V260L127 261L130 257H132L131 256L132 254L127 256V255H125L124 252L121 253ZM177 257H178V252L174 253L173 256L171 258H169V261H167L166 263L172 264L173 262H177V259H176ZM198 257H200V256L198 255ZM244 258H245V256H244ZM99 259H103V262L99 261L100 262L99 263L98 262ZM249 259L251 260L250 256H249ZM246 262H247V260H246Z\"/></svg>",
	"mask_w": 264,
	"mask_h": 264
}]
</instances>
